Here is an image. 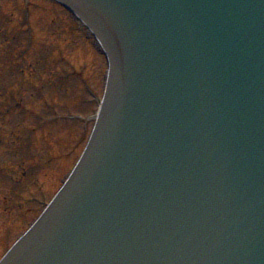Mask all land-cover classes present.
I'll return each mask as SVG.
<instances>
[{"label": "water", "instance_id": "obj_1", "mask_svg": "<svg viewBox=\"0 0 264 264\" xmlns=\"http://www.w3.org/2000/svg\"><path fill=\"white\" fill-rule=\"evenodd\" d=\"M111 64L88 153L1 264H264V0H60Z\"/></svg>", "mask_w": 264, "mask_h": 264}, {"label": "rangeland", "instance_id": "obj_2", "mask_svg": "<svg viewBox=\"0 0 264 264\" xmlns=\"http://www.w3.org/2000/svg\"><path fill=\"white\" fill-rule=\"evenodd\" d=\"M31 1L0 0V257L79 155L97 110L86 86L99 95L104 72L61 8Z\"/></svg>", "mask_w": 264, "mask_h": 264}]
</instances>
